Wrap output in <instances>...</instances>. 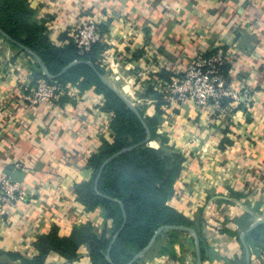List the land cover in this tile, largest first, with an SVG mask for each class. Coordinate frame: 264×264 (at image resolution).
<instances>
[{
	"label": "crops",
	"instance_id": "obj_1",
	"mask_svg": "<svg viewBox=\"0 0 264 264\" xmlns=\"http://www.w3.org/2000/svg\"><path fill=\"white\" fill-rule=\"evenodd\" d=\"M27 2L31 21L55 47L72 42L68 29L75 20L99 23L97 61L105 79L155 123L147 146L184 157L167 205L193 223L202 264L244 263L240 234L264 219V0ZM218 50L226 53L223 79L246 91L251 104L231 114L191 101L164 106L160 82L180 75L196 51ZM142 68L154 71L144 84L135 75ZM39 70L31 55L0 35V178L20 182L28 198L0 205V261L6 264L34 259L36 242L53 233L69 237L86 224L98 237L114 233L105 209L85 208L74 192L92 179L89 160L102 142H113V112L103 108L94 86L81 87V79L67 82L58 102L29 106L25 95ZM245 242L251 264H264V224ZM77 253L69 262L50 251L45 264H93L86 245ZM134 264H196L194 237L166 229Z\"/></svg>",
	"mask_w": 264,
	"mask_h": 264
},
{
	"label": "trees",
	"instance_id": "obj_2",
	"mask_svg": "<svg viewBox=\"0 0 264 264\" xmlns=\"http://www.w3.org/2000/svg\"><path fill=\"white\" fill-rule=\"evenodd\" d=\"M0 30L34 52L51 74L58 75L50 79L39 67L34 79L44 78L62 86L81 79V87L85 89L94 86L104 98L103 108L113 112L110 124L113 142L104 140L99 150L90 158L92 179L74 187L77 200L85 208L101 206L113 218L114 233L123 222V213L118 203L105 196L122 203L126 222L109 251L112 263L127 264L149 243L154 232L162 225L193 227L191 221L167 205V201L174 195L173 183L182 169L184 157L178 153L153 149L143 143L147 131L139 117L98 76V73L104 76L97 61V53L103 49L102 43L93 45L83 54L79 53L73 42L63 48L55 47L43 33V27L31 21L27 0H0ZM10 43L18 47L13 42ZM76 60L83 62L65 68ZM84 61L91 62L94 68ZM138 110L143 116L142 110ZM143 118L152 140L156 133L155 123L153 119ZM134 145L138 146L113 157L103 166L115 153ZM102 166L96 192L95 180ZM111 238L98 237L90 225L86 224L74 229L69 237H60L53 233L40 238L35 244L39 254L32 260L20 259L22 264H45L47 254L57 251L71 262L78 259L79 247L86 245L93 264H111L106 260ZM1 256L0 252V258ZM0 264L6 263L0 261Z\"/></svg>",
	"mask_w": 264,
	"mask_h": 264
},
{
	"label": "built area",
	"instance_id": "obj_3",
	"mask_svg": "<svg viewBox=\"0 0 264 264\" xmlns=\"http://www.w3.org/2000/svg\"><path fill=\"white\" fill-rule=\"evenodd\" d=\"M102 36L99 23L93 17L79 18L68 29V37L80 54L88 52L93 45L102 43ZM225 54L221 50L210 55L196 51L180 75L159 81L164 106L180 107L191 101L199 108H211L214 113L231 114L240 104H251L252 99L246 91L234 89L223 79L220 71L226 60ZM153 73V69L142 68L135 75L144 84L151 79ZM64 94L65 85L37 78L34 79V86L26 93L25 101L29 106L35 107L58 102ZM70 95L75 94L72 92ZM27 199L20 182L6 176L0 178V205L24 204Z\"/></svg>",
	"mask_w": 264,
	"mask_h": 264
},
{
	"label": "water",
	"instance_id": "obj_4",
	"mask_svg": "<svg viewBox=\"0 0 264 264\" xmlns=\"http://www.w3.org/2000/svg\"><path fill=\"white\" fill-rule=\"evenodd\" d=\"M0 34L3 35V37H5L8 41H11L13 42L15 45H17L18 47H20L23 51L27 52L29 55H31L35 60L36 62L38 63L42 73L50 78V79H54L56 78L58 75H53L51 74L48 69L46 68V66L43 64V62L41 61V59L34 53L32 52L31 50H29L27 47L23 46L22 44L16 42L15 40H13L9 35H7L6 33H4L2 30H0ZM83 61H73L71 62L70 64H68L65 68H68V67H71L73 65H76V64H79V63H82ZM86 64L90 65L91 67L94 68V65L89 62V61H84ZM98 76L100 78V80L102 81V83H104L107 87H109L113 92H115L119 97L120 99L123 100V102L127 105L128 108H130L132 111H134V113L139 117V119L141 120V122L143 123L144 127L146 128V131H147V137L145 139V141L143 143H147L150 141V132H149V129L147 128V125L144 121V118L143 116L141 115V113L139 112L138 108L135 106V104L130 101L127 97H125L116 87L112 86L108 81L107 79H105V77L103 75H101L100 73H98ZM138 145H134V146H130V147H127V148H124V149H121L120 151H118L117 153H115L112 157H110L108 160H106L103 164V166L110 160L112 159L113 157L121 154V153H124L126 151H129L131 150L132 148L136 147ZM103 166L101 167L97 177H96V180H95V191L98 192L97 190V183H98V180H99V176H100V173L103 169ZM105 198L107 199H110L116 203L119 204L121 210H122V213H123V222L121 224V226L119 227V229L114 233V235L112 236L111 238V241L109 243V246H108V250H107V255H106V260L113 264L110 257H109V251L112 247V245L114 244V242L116 241V239L118 238L121 230L123 229L124 225H125V222H126V216H125V210H124V207L122 205V203L117 200V199H114V198H110V197H107L105 196ZM261 224H264V219H258L257 221H255L254 223L250 224L249 227L243 231L241 234H240V240H241V243L244 247V250H245V262L244 264H251V259H250V251H249V248L245 242V236L250 232L252 231L253 229H255L256 227H258L259 225ZM166 229H170V230H177V231H184V232H188V233H191L194 237V243H195V251H196V264H202V260H201V246H200V240H199V235L196 231V229H194L193 227H189V226H170V225H162L160 226L153 234L151 240L149 241V243L144 247L142 248L141 250H139L133 257L132 259L127 263V264H134L135 262H137L151 247L152 245L155 243L157 237L159 236V234L166 230Z\"/></svg>",
	"mask_w": 264,
	"mask_h": 264
},
{
	"label": "rangeland",
	"instance_id": "obj_5",
	"mask_svg": "<svg viewBox=\"0 0 264 264\" xmlns=\"http://www.w3.org/2000/svg\"><path fill=\"white\" fill-rule=\"evenodd\" d=\"M108 81H109V80H108ZM109 83H110V82H109ZM111 85H112V84H111ZM114 86L118 88V85H115V84H114ZM243 264H244V263H243Z\"/></svg>",
	"mask_w": 264,
	"mask_h": 264
}]
</instances>
